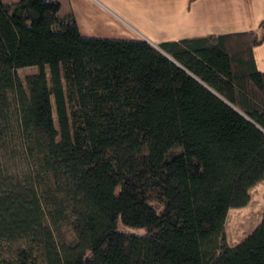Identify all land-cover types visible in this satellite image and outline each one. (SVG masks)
I'll return each mask as SVG.
<instances>
[{
  "label": "trees",
  "instance_id": "16d2710c",
  "mask_svg": "<svg viewBox=\"0 0 264 264\" xmlns=\"http://www.w3.org/2000/svg\"><path fill=\"white\" fill-rule=\"evenodd\" d=\"M263 39L264 21L155 47L0 0V264H264V212L225 237L264 178Z\"/></svg>",
  "mask_w": 264,
  "mask_h": 264
},
{
  "label": "crops",
  "instance_id": "0c3cea01",
  "mask_svg": "<svg viewBox=\"0 0 264 264\" xmlns=\"http://www.w3.org/2000/svg\"><path fill=\"white\" fill-rule=\"evenodd\" d=\"M60 13L71 11L84 36L165 40L258 30L264 0H59ZM264 72V39L252 48Z\"/></svg>",
  "mask_w": 264,
  "mask_h": 264
},
{
  "label": "rangeland",
  "instance_id": "374dc122",
  "mask_svg": "<svg viewBox=\"0 0 264 264\" xmlns=\"http://www.w3.org/2000/svg\"><path fill=\"white\" fill-rule=\"evenodd\" d=\"M12 1L15 0H3L4 3ZM40 66L48 67L47 65H30L19 68L17 72L21 77H24L27 74L39 72L41 70ZM45 73H48L47 69ZM50 104L52 119L57 126L53 95L50 96ZM249 192L250 199L245 206L232 207L227 212L225 237L230 246L242 240L258 224L264 212V178L251 187ZM120 228L125 227L120 224ZM139 230L142 229L140 228Z\"/></svg>",
  "mask_w": 264,
  "mask_h": 264
}]
</instances>
